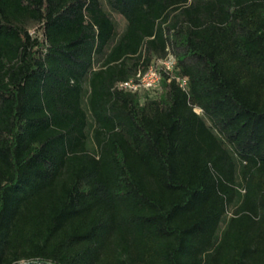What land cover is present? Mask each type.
<instances>
[{"label": "trees", "instance_id": "obj_1", "mask_svg": "<svg viewBox=\"0 0 264 264\" xmlns=\"http://www.w3.org/2000/svg\"><path fill=\"white\" fill-rule=\"evenodd\" d=\"M0 264H264V0H0Z\"/></svg>", "mask_w": 264, "mask_h": 264}, {"label": "built area", "instance_id": "obj_2", "mask_svg": "<svg viewBox=\"0 0 264 264\" xmlns=\"http://www.w3.org/2000/svg\"><path fill=\"white\" fill-rule=\"evenodd\" d=\"M175 64V57L171 53L154 58L145 69H139L133 77L118 81L115 88L131 93L156 91L161 87L163 74L173 75ZM176 80L181 87L186 86V77L176 76Z\"/></svg>", "mask_w": 264, "mask_h": 264}, {"label": "rangeland", "instance_id": "obj_3", "mask_svg": "<svg viewBox=\"0 0 264 264\" xmlns=\"http://www.w3.org/2000/svg\"><path fill=\"white\" fill-rule=\"evenodd\" d=\"M105 8L107 9V6H105ZM110 13H111V16L113 17V19L117 22L118 30H122V28L124 27V24H125L124 19H123L119 14H117V13H115V12L110 11ZM29 27H30V31H31L32 33H37L38 35H40V34H39L40 31H39L38 24H36V23H30ZM170 53L173 54L172 52H170ZM173 56H174V55H173ZM173 72H174V71H173ZM161 89H162V88L160 87V88H159L158 90H156V91L149 92L150 96H154V95L160 93V92H161ZM195 110H196L197 113H200V109L195 108ZM89 145H90V146L92 145V142H91V141H90Z\"/></svg>", "mask_w": 264, "mask_h": 264}]
</instances>
